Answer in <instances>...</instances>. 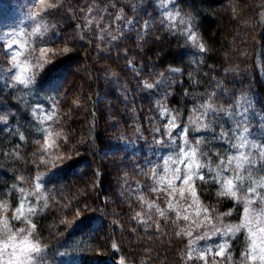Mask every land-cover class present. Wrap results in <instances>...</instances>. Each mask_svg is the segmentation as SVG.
<instances>
[{
    "label": "clouds",
    "instance_id": "obj_1",
    "mask_svg": "<svg viewBox=\"0 0 264 264\" xmlns=\"http://www.w3.org/2000/svg\"><path fill=\"white\" fill-rule=\"evenodd\" d=\"M0 264H264V0H0Z\"/></svg>",
    "mask_w": 264,
    "mask_h": 264
}]
</instances>
